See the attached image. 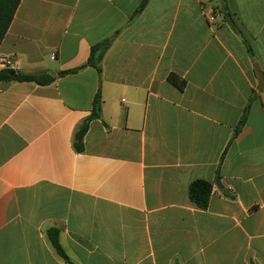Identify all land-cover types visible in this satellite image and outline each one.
Segmentation results:
<instances>
[{"label":"crops","instance_id":"0c3cea01","mask_svg":"<svg viewBox=\"0 0 264 264\" xmlns=\"http://www.w3.org/2000/svg\"><path fill=\"white\" fill-rule=\"evenodd\" d=\"M142 2L21 1L0 71H79L0 83V264H68L53 227L74 264H264V0Z\"/></svg>","mask_w":264,"mask_h":264},{"label":"trees","instance_id":"16d2710c","mask_svg":"<svg viewBox=\"0 0 264 264\" xmlns=\"http://www.w3.org/2000/svg\"><path fill=\"white\" fill-rule=\"evenodd\" d=\"M22 0H0V48L2 43L10 29V26L15 18L18 8ZM149 0H143L139 9L141 11L146 7ZM115 36L106 40L105 42L92 47L90 57L86 63L87 66H92L98 71H101L102 61L112 45ZM79 71V69L62 71L57 76H65L67 74H73ZM57 76L51 75L46 72L41 73H23L12 69H3L0 71V83L1 82H19V83H34L37 85L46 86L53 83ZM169 80L172 84L183 90L186 86V82L180 79L176 75H171ZM102 96L99 92L94 100L93 110L90 116H88L84 122L77 129L74 136V147L77 152L84 151V139L89 130L90 123L102 117ZM213 185L207 181H195L190 185L189 195L192 202H194L199 208L207 209L212 196ZM48 237L55 248L56 252L66 261L68 264H74L67 255L60 240V229L53 227L47 232Z\"/></svg>","mask_w":264,"mask_h":264},{"label":"built area","instance_id":"2783aa9c","mask_svg":"<svg viewBox=\"0 0 264 264\" xmlns=\"http://www.w3.org/2000/svg\"><path fill=\"white\" fill-rule=\"evenodd\" d=\"M52 58L55 59V54L52 55ZM2 65L4 66H11L13 64L12 60H2L1 62Z\"/></svg>","mask_w":264,"mask_h":264},{"label":"water","instance_id":"95a60500","mask_svg":"<svg viewBox=\"0 0 264 264\" xmlns=\"http://www.w3.org/2000/svg\"><path fill=\"white\" fill-rule=\"evenodd\" d=\"M217 184H218V186H219L221 189L224 190V192H225L226 194L229 193V191H228L227 189H225L224 185L222 184V182H221L219 179L217 180Z\"/></svg>","mask_w":264,"mask_h":264}]
</instances>
